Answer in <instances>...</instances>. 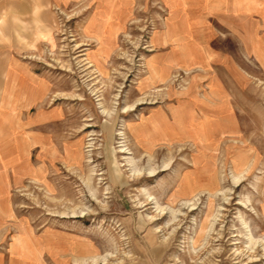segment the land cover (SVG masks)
Masks as SVG:
<instances>
[{
  "label": "rangeland",
  "instance_id": "rangeland-1",
  "mask_svg": "<svg viewBox=\"0 0 264 264\" xmlns=\"http://www.w3.org/2000/svg\"><path fill=\"white\" fill-rule=\"evenodd\" d=\"M232 1L0 0V264H264V1Z\"/></svg>",
  "mask_w": 264,
  "mask_h": 264
},
{
  "label": "crops",
  "instance_id": "crops-1",
  "mask_svg": "<svg viewBox=\"0 0 264 264\" xmlns=\"http://www.w3.org/2000/svg\"><path fill=\"white\" fill-rule=\"evenodd\" d=\"M261 0H235V1H232V3H234V4H236L237 5V7L235 8L236 10L235 11H237L236 13L238 14L239 12H240V5H243L244 6V8H245V5H248V7L250 8V10L252 9H254L255 8V6H253V5H255V3H259ZM264 1V0H263ZM252 5V6H251ZM243 7H242V10L244 11L245 9H244ZM234 11V12H235ZM233 12V11H232ZM240 14V13H239ZM239 16V15H238Z\"/></svg>",
  "mask_w": 264,
  "mask_h": 264
}]
</instances>
